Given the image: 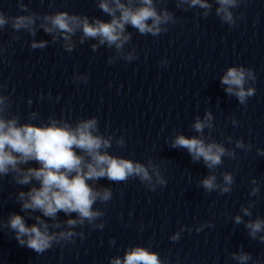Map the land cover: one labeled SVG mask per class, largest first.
Instances as JSON below:
<instances>
[{"label":"clouds","instance_id":"obj_1","mask_svg":"<svg viewBox=\"0 0 264 264\" xmlns=\"http://www.w3.org/2000/svg\"><path fill=\"white\" fill-rule=\"evenodd\" d=\"M162 0H96L97 7L109 19L89 17L68 11L37 13L31 11L23 0H17L19 11L25 14L9 16L0 11V29L11 26L12 39L19 40V33L26 32L33 39L31 49H45L50 43L60 42L62 48L71 53L77 43L84 44L94 41L92 51L106 46L113 49L115 55L108 57V63L118 60L132 62L138 59L135 48L125 50L132 42L133 33L129 27L140 35L157 37L168 31L169 25H175L177 18L167 7L158 8ZM245 0H175V7L187 11L199 8V15L207 18L213 11V3L217 5L215 15L229 27H236L237 20H242L243 14L234 15L233 9L238 8ZM51 37L49 40H36L39 30ZM79 34L78 40L74 37ZM6 49L0 46V57ZM167 60L161 64L166 66ZM74 82H88V76L75 74ZM257 77L251 68L243 65L231 66L220 78L221 85L228 96L235 97L241 105H246L248 99L255 95ZM6 84H0V180L8 177L9 182L27 190H19L15 194V202L20 206L23 215L11 212L7 219L0 218V231L7 229L20 246L27 247L36 254H43L54 246L65 247L75 244L76 239H85L84 226L94 230H103V217L106 210L96 207L107 204L113 199V190L99 183L106 179L109 183H127L136 179L149 191L163 188L168 181L160 164L147 157L145 162L111 154L109 149L115 144L123 148L125 138L115 134L102 132L98 118L79 117L72 121L63 116H49L46 121L40 120L37 111L28 113L26 120L20 114L11 111L13 100L10 95L3 94ZM52 99L51 93L47 97ZM39 99H44L41 95ZM57 101L59 96L55 98ZM32 99L27 104L31 106ZM214 116L206 110L203 117L197 115L191 128L199 135L187 137L176 133L170 142L174 149H185L193 163L203 162L208 174L200 181V186L206 193L217 192L220 195L231 193L234 176L231 172H222L218 181L216 169L224 163V158L236 159L235 149L250 151L251 144L243 139L233 141L227 137L234 148L225 147L211 137L214 128ZM233 126L239 122L232 118ZM209 135H204V130ZM257 155L264 157V149L257 148ZM35 165V166H33ZM249 196L257 197L260 185L253 177ZM122 195V192H121ZM256 201L250 199L247 206L241 205L240 214L233 217L235 225H244L247 235L252 240L264 244V218L252 217V208ZM60 213L65 219L60 218ZM132 213L129 212V216ZM34 221L28 224L27 220ZM142 230V225L140 226ZM212 228V222L201 223L198 226L181 225L170 236L172 242H178L181 234L193 229L199 233L204 228ZM79 229V230H77ZM110 246L116 245L115 238L108 241ZM230 259L236 264H262L261 260L253 259L250 252L243 248L230 253ZM109 264H167L159 253L150 247L134 245L124 250L122 256L109 258Z\"/></svg>","mask_w":264,"mask_h":264}]
</instances>
